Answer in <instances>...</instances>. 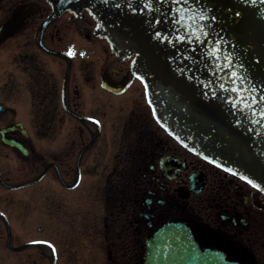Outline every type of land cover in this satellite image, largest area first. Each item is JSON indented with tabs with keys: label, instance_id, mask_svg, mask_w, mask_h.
Listing matches in <instances>:
<instances>
[{
	"label": "flooded vegetation",
	"instance_id": "1",
	"mask_svg": "<svg viewBox=\"0 0 264 264\" xmlns=\"http://www.w3.org/2000/svg\"><path fill=\"white\" fill-rule=\"evenodd\" d=\"M0 8V24L12 19L0 41V176L11 185L39 178L19 189L0 180L8 193L0 194V210L11 227L7 245L0 219L4 264H144L147 239L169 222L189 225L202 249L242 264H264L263 193L228 170L190 157L144 109L124 120L114 143L119 149L108 160L101 96L120 97L140 78L132 59L110 47L115 73L105 57L93 78L90 57L78 53L81 39L90 45L97 34L87 10H67L44 26L53 10L48 0H0ZM104 75L129 85L110 92ZM92 87L100 90L97 111ZM13 154L22 165L17 173ZM12 193H18L16 205ZM16 206L53 212V239L41 237L42 226L35 233L33 219L27 211L16 214ZM42 241L52 242L55 252L42 244L15 250Z\"/></svg>",
	"mask_w": 264,
	"mask_h": 264
},
{
	"label": "water",
	"instance_id": "2",
	"mask_svg": "<svg viewBox=\"0 0 264 264\" xmlns=\"http://www.w3.org/2000/svg\"><path fill=\"white\" fill-rule=\"evenodd\" d=\"M52 2L44 25L67 9H89L116 49L136 55L160 119L190 147L264 189V0ZM9 24L0 25V40ZM104 86L122 90L107 79ZM33 182L3 181L9 188ZM144 264L240 263L202 250L192 229L174 222L148 239Z\"/></svg>",
	"mask_w": 264,
	"mask_h": 264
},
{
	"label": "rangeland",
	"instance_id": "3",
	"mask_svg": "<svg viewBox=\"0 0 264 264\" xmlns=\"http://www.w3.org/2000/svg\"><path fill=\"white\" fill-rule=\"evenodd\" d=\"M15 2H20L22 0H14ZM2 9L0 8V17L2 14ZM92 29H94V25L92 26ZM94 31V30H93ZM93 39L90 45L83 41L81 39L80 43V50L79 54L82 57H90V60L92 61L91 67H92V76L94 79H96L95 75L97 74V68L99 66V62L103 60V58H107V68L108 70L114 74L115 73V66L117 64V58L112 55L109 46L107 45V42L105 39H102L100 37H97L96 35H92ZM80 42V41H79ZM85 47V48H84ZM87 48H89V54L86 52ZM109 49L107 52L105 51ZM79 69V68H78ZM77 77H81L80 73H76ZM94 86V85H93ZM100 92L99 89H93L91 91L90 95V100H91V107L94 108V111L98 110L97 103L99 100L97 99L98 93ZM103 98L102 100L105 99L106 105L103 108L104 111V116L106 118V121L108 122V160L114 156L118 149L119 145L118 143L116 146H114V143L119 140L120 135H122V129H123V123L125 119L130 118L134 113L140 114L141 111H146L149 118L153 121V117L150 111V107L148 106L147 102V96H146V88L144 85L139 82L138 80L134 81V84L132 87H130L127 92L120 96H111V95H104L101 96ZM144 109V110H143ZM92 111V110H91ZM93 113V112H92ZM156 123V122H154ZM114 125V129H112ZM188 155L190 157L194 158H199L198 156L194 155L191 152H188ZM201 159V158H200ZM202 160V159H201ZM12 172L17 173L22 170L20 168L22 165L19 163L18 158L16 159L15 155H12ZM205 162L204 160H202ZM8 194L7 192H2V189H0V194ZM18 194V193H17ZM16 193H12V199L14 202V205L18 203V200L16 199L17 196ZM264 198V196H262ZM18 210H16V214L21 212L26 213V208L25 209H19V206H16ZM28 217L32 218L33 220H30V224L34 225L32 230H36L35 228L37 226H42L43 227V233L41 234V237H44L46 239L52 240L54 235H53V230H54V218H53V212L51 211H36V210H28L27 211ZM14 216V215H13ZM27 217V215H26ZM1 225V224H0ZM2 226V225H1ZM37 231H35L36 233ZM38 235V234H35ZM38 237V236H34ZM7 254V251L5 249V243L0 242V264H4L5 261V255Z\"/></svg>",
	"mask_w": 264,
	"mask_h": 264
},
{
	"label": "snow or ice",
	"instance_id": "4",
	"mask_svg": "<svg viewBox=\"0 0 264 264\" xmlns=\"http://www.w3.org/2000/svg\"><path fill=\"white\" fill-rule=\"evenodd\" d=\"M72 53H69V55H71ZM260 100H261V102H264V95H262L261 97H260ZM262 115H264V110H262ZM234 175H235V173H233ZM242 179H243V177H241ZM250 184H252V182L251 181H248ZM252 186L253 187H257V185H255V184H252ZM262 191H264V189H262ZM49 247H51V245H49Z\"/></svg>",
	"mask_w": 264,
	"mask_h": 264
}]
</instances>
